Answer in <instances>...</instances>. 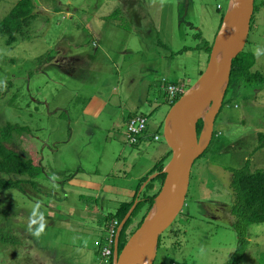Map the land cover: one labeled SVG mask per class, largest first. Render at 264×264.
Masks as SVG:
<instances>
[{
  "label": "rangeland",
  "instance_id": "374dc122",
  "mask_svg": "<svg viewBox=\"0 0 264 264\" xmlns=\"http://www.w3.org/2000/svg\"><path fill=\"white\" fill-rule=\"evenodd\" d=\"M16 1L0 0V21ZM229 1L35 0L28 35L9 45L0 34V126H22L10 146L37 150L45 169L35 187L0 190V264H98L95 250L110 235L104 217L170 148L165 81L184 90L197 81ZM252 18L244 49L264 73V4ZM134 111L147 116L151 137L130 143ZM259 133L264 84L235 80L154 264H227L237 246L232 169L247 160L264 169ZM249 233L240 264H264V221ZM103 247L100 264H109Z\"/></svg>",
  "mask_w": 264,
  "mask_h": 264
},
{
  "label": "trees",
  "instance_id": "16d2710c",
  "mask_svg": "<svg viewBox=\"0 0 264 264\" xmlns=\"http://www.w3.org/2000/svg\"><path fill=\"white\" fill-rule=\"evenodd\" d=\"M261 4H264V0H259V2L255 1L254 14ZM34 8L35 0H17L10 8L9 12L2 18L0 21V34L7 35V43L9 45L15 43L16 39H18V33L28 35V30H25V28L31 25L35 17V13H33ZM223 16L224 15L221 16L220 25ZM200 34L198 33L197 36H200ZM205 47L206 51L210 53L212 46L206 45ZM255 64V52L247 49H244L233 60L231 75L222 100V106L225 102L228 89L235 80H242L246 84H255L258 82L264 84V73L258 69H254ZM167 81L169 83L174 82ZM168 82L166 86H169ZM163 94H165V92H163ZM178 98L179 95L177 94L173 98L171 105ZM129 115L132 116L133 114ZM202 127L203 122L200 120L197 123L198 132H200ZM23 129L22 126L12 122H6L0 126V190H23L24 184H30L35 187L38 185V178L45 170L37 150L31 149L28 155H22L18 150L10 146L14 135L20 134ZM142 134L144 138H141L139 142L151 137L149 125L147 130L143 131ZM157 134H160L159 130L154 131L152 138L154 139L153 136ZM258 137L260 142L264 141V134L259 133ZM261 147H263L262 144H260L258 148ZM171 154L172 150L168 148L167 151L158 157L149 172L138 182L132 198L128 201L121 202L115 212H111L107 215L106 218L108 220H115L117 225L123 222L118 238L119 251L123 248L132 233L140 226L144 217L154 205L155 199L160 193L167 176V173L164 172V167L165 164L170 161ZM153 174L156 175L148 180ZM147 180L148 182L143 189H141L140 187ZM230 187L234 195V203L231 205L230 211L234 216L233 227L237 235V246L227 264H240L249 245L250 225L264 221V169L252 170L250 168V160H247L244 166L232 169ZM130 210L131 212L129 216H127ZM16 241V238H13L12 242ZM104 244L105 241L103 240L98 247V251H100ZM161 246L162 234L159 238L158 250ZM108 263L112 264V257Z\"/></svg>",
  "mask_w": 264,
  "mask_h": 264
},
{
  "label": "water",
  "instance_id": "95a60500",
  "mask_svg": "<svg viewBox=\"0 0 264 264\" xmlns=\"http://www.w3.org/2000/svg\"><path fill=\"white\" fill-rule=\"evenodd\" d=\"M254 4L255 0L229 1L206 68L169 109L163 135L172 150V158L167 164L170 165V171L164 169L167 176L154 205L116 256L115 264H154L161 233L174 221L185 204L192 165L212 138L215 117L202 109L201 105L225 82L221 105L233 60L244 50L247 42ZM223 39L226 45L221 44ZM200 120L204 126L198 136L197 123Z\"/></svg>",
  "mask_w": 264,
  "mask_h": 264
},
{
  "label": "bare ground",
  "instance_id": "6f19581e",
  "mask_svg": "<svg viewBox=\"0 0 264 264\" xmlns=\"http://www.w3.org/2000/svg\"><path fill=\"white\" fill-rule=\"evenodd\" d=\"M220 7V6H219ZM259 7V6H258ZM254 10H255V8H254ZM217 34V33H216ZM225 41V39H223V41H222V45H225L226 43V41ZM224 42V43H223ZM212 49V48H211ZM210 53H211V51H210ZM210 56V55H209ZM209 60V59H208ZM207 64H208V62H207ZM202 74V73H201ZM231 75V74H230ZM201 76V75H200ZM198 80V79H197ZM166 83L168 82V81H165ZM171 82V81H170ZM168 84H169V86H175V87H177L178 89H180L181 91H182V93H184V92H186L187 90H184V86H183V84H181V83H177V82H172V83H169L168 82ZM227 87H228V85H227ZM227 87H226V89H227ZM165 88H166V91L168 92V94H169V100L171 99V100H173V98L178 94L179 95V98L182 96V94H180V93H171L170 91H169V89H168V86H166V84H165ZM225 88V82H222L220 85H219V87H218V90L213 94V95H211L208 99H206L203 103H202V105H201V108L202 109H204V110H206L207 112H209V114H211V116H213L214 115V117L216 118V116H217V114H218V112H219V110H220V108H221V106H222V103H221V105L219 106V104H220V98H221V96L223 95V89ZM226 91V90H225ZM224 94H225V92H224ZM179 98L175 101V102H177L178 100H179ZM174 102V103H175ZM223 102V101H222ZM173 103V104H174ZM173 104L171 105V107L173 106ZM218 107H219V109H218ZM218 110V111H217ZM217 111V112H216ZM133 117H144V118H146V126H145V128H144V130L143 131H146L147 130V128H148V118H147V116L146 115H144V114H142V113H136V114H134V115H132V116H130L128 119H127V121H126V123H125V126H126V137H127V139L129 140V136H128V134H127V126H128V124H129V122H130V119L131 118H133ZM215 121V120H214ZM203 122V121H202ZM203 126H204V123H203ZM202 130H203V127H202V129L200 130V132H198V136H200V134H201V132H202ZM214 130V129H213ZM143 131L142 132H140V133H138V134H136V140L135 141H133V142H131L130 140V143H136L137 141H139L144 135L142 134L143 133ZM197 131H198V129H197ZM156 134V133H155ZM212 136H213V134H212ZM154 137V139H159V135L157 134V135H155V136H153ZM212 139V138H211ZM171 158H172V154H171ZM170 158V159H171ZM169 163V162H168ZM167 163V164H168ZM167 164H165V167H164V169L166 168L167 170H169L170 171V165L169 166H167ZM167 166V167H166ZM152 177H154L153 175L152 176H150L149 177V179L148 180H150ZM148 180L146 181V182H144L143 184H142V186H141V189H143V187L145 186V184L148 182ZM131 212V211H130ZM115 220H111V223L109 224V229H110V235H109V238H108V241H109V239H113L114 240V243H112V245H111V254L110 255H106V256H104L103 254H102V251H103V249H104V247H103V249L101 250V255H102V257L105 259V261L106 262H109V260H110V258L112 257V264H115V259H116V256H118L119 254H120V251L122 250H120L119 251V249H118V238H119V233H120V231H121V228H122V226H123V222H121L120 224H118L117 225V223H116V227H115V232L112 234L111 233V228H110V226H111V224H112V222H114ZM108 245V244H107ZM106 245V246H107Z\"/></svg>",
  "mask_w": 264,
  "mask_h": 264
},
{
  "label": "built area",
  "instance_id": "2783aa9c",
  "mask_svg": "<svg viewBox=\"0 0 264 264\" xmlns=\"http://www.w3.org/2000/svg\"><path fill=\"white\" fill-rule=\"evenodd\" d=\"M168 89L171 93H182L180 89L175 86H168ZM146 126V118L144 117H133L130 119V122L127 126V134L131 142L136 140V134L142 132ZM116 221L112 222L110 228L111 233L115 232ZM114 243L113 239H109L108 245L104 247L102 254L104 256L111 254V245Z\"/></svg>",
  "mask_w": 264,
  "mask_h": 264
},
{
  "label": "crops",
  "instance_id": "0c3cea01",
  "mask_svg": "<svg viewBox=\"0 0 264 264\" xmlns=\"http://www.w3.org/2000/svg\"><path fill=\"white\" fill-rule=\"evenodd\" d=\"M136 113H137L136 111L131 112V114H133V115L136 114ZM129 116H130V115H128V117H129ZM128 117L126 118V121H127ZM125 123H126V122H125ZM142 138H143V137H142ZM106 217H107V216H105L104 219L101 218L100 223H102V219H103V220H105V219L108 220ZM97 238H98V237H97ZM97 238H96V239H97ZM67 246H68V245H67ZM74 248H76V247L74 246ZM95 253H96V256H97V258H98V264H100V260H99V257H100V256H99L98 249L95 250ZM58 257H59V255H56V257H54V258H58Z\"/></svg>",
  "mask_w": 264,
  "mask_h": 264
},
{
  "label": "clouds",
  "instance_id": "9594fccd",
  "mask_svg": "<svg viewBox=\"0 0 264 264\" xmlns=\"http://www.w3.org/2000/svg\"><path fill=\"white\" fill-rule=\"evenodd\" d=\"M180 94H183V93H180Z\"/></svg>",
  "mask_w": 264,
  "mask_h": 264
}]
</instances>
